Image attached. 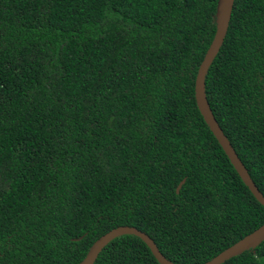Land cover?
I'll return each mask as SVG.
<instances>
[{
    "label": "trees",
    "instance_id": "trees-1",
    "mask_svg": "<svg viewBox=\"0 0 264 264\" xmlns=\"http://www.w3.org/2000/svg\"><path fill=\"white\" fill-rule=\"evenodd\" d=\"M217 1L0 0V264H79L120 225L201 264L264 223L195 101ZM206 93L264 194V0H235ZM95 264L159 263L122 235Z\"/></svg>",
    "mask_w": 264,
    "mask_h": 264
},
{
    "label": "water",
    "instance_id": "water-1",
    "mask_svg": "<svg viewBox=\"0 0 264 264\" xmlns=\"http://www.w3.org/2000/svg\"><path fill=\"white\" fill-rule=\"evenodd\" d=\"M234 3L235 0L217 1L216 12L214 15V23L216 26L214 36L204 55V58L199 65L195 78V101L205 123L217 139L218 143L221 145L222 149L237 171L241 180L249 188L256 200L264 206V194L259 190L258 186L253 181L248 169L246 168V166L238 156L235 148L231 144L230 140L222 130L210 107L206 93V77L211 65L213 64L216 56L218 55L221 47L224 44L230 25ZM184 182L185 179H183L179 183L177 192H179ZM122 235H134L139 237L149 247L153 256L159 264H179L167 258L161 252L153 238L150 237L146 232L132 225L117 226L100 236L96 241H94V243L89 248L86 256L79 264H95L102 250L112 240ZM263 241L264 223L251 233L235 242L233 245L221 251L218 255L201 264H222L232 257L238 256L247 250L256 248Z\"/></svg>",
    "mask_w": 264,
    "mask_h": 264
}]
</instances>
